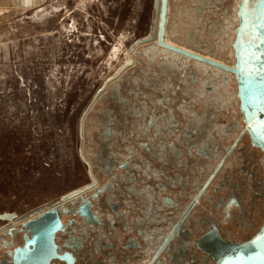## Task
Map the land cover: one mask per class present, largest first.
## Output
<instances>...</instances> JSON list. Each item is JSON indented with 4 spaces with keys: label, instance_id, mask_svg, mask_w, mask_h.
Listing matches in <instances>:
<instances>
[{
    "label": "flooded vegetation",
    "instance_id": "1",
    "mask_svg": "<svg viewBox=\"0 0 264 264\" xmlns=\"http://www.w3.org/2000/svg\"><path fill=\"white\" fill-rule=\"evenodd\" d=\"M153 2L150 33L83 119L89 182L3 213L0 264H218L263 230L264 148L233 72L242 0H168L163 39L157 27L140 43ZM47 213L35 234L23 226Z\"/></svg>",
    "mask_w": 264,
    "mask_h": 264
},
{
    "label": "rangeland",
    "instance_id": "2",
    "mask_svg": "<svg viewBox=\"0 0 264 264\" xmlns=\"http://www.w3.org/2000/svg\"><path fill=\"white\" fill-rule=\"evenodd\" d=\"M153 1H0V215H22L89 182L83 119L150 33Z\"/></svg>",
    "mask_w": 264,
    "mask_h": 264
},
{
    "label": "water",
    "instance_id": "3",
    "mask_svg": "<svg viewBox=\"0 0 264 264\" xmlns=\"http://www.w3.org/2000/svg\"><path fill=\"white\" fill-rule=\"evenodd\" d=\"M167 5L168 0H155L159 18H156L155 32L151 39L140 41V43L155 40L157 27L158 39H163L167 21ZM239 18L240 25L234 43L236 63L233 72L238 80L241 109L245 120L253 132L254 140L264 148V0H242ZM42 212L30 214L20 220H28ZM52 213L56 212L52 211ZM47 216L49 213L23 226L28 227L31 234H35L43 227L42 220ZM11 217H15V214L0 215V219ZM219 257L221 259L218 264H264V228L253 241L241 246H227ZM24 259L20 258L17 264H42L37 257Z\"/></svg>",
    "mask_w": 264,
    "mask_h": 264
},
{
    "label": "crops",
    "instance_id": "4",
    "mask_svg": "<svg viewBox=\"0 0 264 264\" xmlns=\"http://www.w3.org/2000/svg\"><path fill=\"white\" fill-rule=\"evenodd\" d=\"M0 1H2L3 3L6 2V4L8 2H13L14 3V1H17L18 3H21V5L31 6V5H38L41 2H43L44 0H21V1L20 0H0Z\"/></svg>",
    "mask_w": 264,
    "mask_h": 264
}]
</instances>
